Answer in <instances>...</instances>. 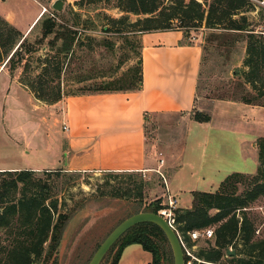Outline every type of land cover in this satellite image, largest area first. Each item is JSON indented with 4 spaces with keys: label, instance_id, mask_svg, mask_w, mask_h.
Instances as JSON below:
<instances>
[{
    "label": "rangeland",
    "instance_id": "rangeland-1",
    "mask_svg": "<svg viewBox=\"0 0 264 264\" xmlns=\"http://www.w3.org/2000/svg\"><path fill=\"white\" fill-rule=\"evenodd\" d=\"M56 1L0 0V16L25 34L29 33L43 12L55 13L69 25L79 23L78 32L85 34V40L75 47L74 54L62 74V90L65 94L96 92L98 88L103 87L101 85L112 82L113 87H121L122 84L117 81L133 73L140 51L141 33H133L135 27L131 25L140 16L121 12L116 6L117 0L93 2L63 0L64 6L61 11L53 9ZM252 1L256 5L255 10L247 15L252 23L251 27L261 33L264 32V22L258 17L260 9L258 7H264V0ZM167 3L168 0L165 1V4ZM122 16L130 18L123 23L111 20ZM105 23H109L108 26H105ZM182 25H185L184 31L185 29L190 31L187 41L198 42L203 48L210 31L205 26L184 24L180 23V19L175 20V27ZM105 27H108L107 31L104 30ZM39 33L38 28L32 34V38ZM48 41L47 39L43 43L42 49L36 52L33 58H43L48 53ZM231 41H234V37H231ZM247 43L244 37L239 38L237 44L230 42L226 43V46L222 44L220 38L209 43L208 62L204 66L201 86L197 93V107L192 110L191 115L154 116L148 132L149 142L155 151L156 163L154 171L142 173L148 181L142 202L110 197L95 198L92 194L97 184L103 181L105 172H75L64 168H49L48 162L52 161L53 152L47 151L43 146L33 153H24L26 144L23 143L28 135L38 143V146L45 144L40 142V136L36 137L37 131L35 132L33 122L35 117H39L40 112L34 109L28 92L19 82L23 67H18L11 73L9 66L1 65L0 171L33 170L34 179L39 177L48 179L53 187L48 203L58 198L59 210L67 213L69 218L66 223L67 226L70 225L65 231L67 239L64 246L57 254L58 264H88L99 245L120 222L138 212L152 211L157 206L166 207L170 198L176 199L171 194L182 199L176 203L177 209L189 202L193 191L214 192L222 181L234 172H243L249 176L257 174L258 153H241L236 131L212 129L209 128V124H201L192 118L195 110L212 113L215 103L220 101L243 104L241 111L234 110L233 118L236 119L242 118V110H246L248 105L261 106L246 104L241 100L243 96L254 103L264 101V97L256 100L258 91H264V80L263 83L258 81L256 84L258 88H254L245 81L243 75V72L249 71V66L244 62ZM36 66L34 62L33 68ZM38 71L35 69L34 73ZM261 73L264 75V64ZM11 81L13 84H10ZM9 87L10 93L7 92ZM234 98L235 100H232ZM221 116L219 111L218 117ZM189 117L193 119L191 122ZM243 118L249 121L250 128L256 123L263 125L260 131L264 134V123H260L263 119L259 122L256 115L247 111ZM26 119L29 120L28 124ZM167 160H171L173 164L171 168ZM177 170L179 171L175 175ZM3 178L9 179L5 175H0V180ZM170 179L171 186L179 188L172 193L168 189ZM65 182L66 184L62 185ZM20 187H23V184ZM245 188L246 185H241L240 191H244ZM247 213L255 223L256 237H263L264 196L254 201L248 207ZM6 233L0 232L2 240L5 239ZM207 245V240L202 239L196 242L193 251ZM162 246L168 260L165 264H174L169 243H163ZM140 248L145 251L141 246ZM117 249L118 247L110 250L101 264H111Z\"/></svg>",
    "mask_w": 264,
    "mask_h": 264
},
{
    "label": "trees",
    "instance_id": "trees-1",
    "mask_svg": "<svg viewBox=\"0 0 264 264\" xmlns=\"http://www.w3.org/2000/svg\"><path fill=\"white\" fill-rule=\"evenodd\" d=\"M165 1L117 0L116 6L121 12L140 16L135 23H131L135 27V34L176 28L182 30L186 38L190 37L189 29L183 30L185 25L174 26L176 19H180V23L184 24L205 26L210 31L209 38L202 48L197 93L201 86L204 66L208 62V44L217 38H220L225 46L230 42L237 44L241 37L247 39L244 62L249 66V71L243 72L245 81L254 88H258V81L263 83L264 75L261 72L264 64V32H256L251 27L252 23L247 14L255 10L256 5L252 0H168L167 4ZM258 8V17L264 22V7ZM129 18L122 16L111 20L123 23ZM108 24L105 23V26ZM38 28L40 33L32 38ZM78 28L79 23L69 25L55 13L43 12L29 33L25 34L0 16V67L9 66L11 73L18 67H23L19 82L27 87L36 99L55 104L63 97L62 74L74 54L75 47L85 40V34L79 33ZM104 30L107 31L108 27ZM231 37H234V41H231ZM47 39L48 53L43 58H33ZM139 45L140 51L133 73L117 81L122 86L113 87L114 82L105 83L97 91L135 90L141 87V42ZM34 62L37 66L33 68ZM35 69L39 71L34 73ZM263 97L264 91H258L256 100ZM241 100L246 104L264 106V101L254 103L243 96ZM192 118L198 122H209L212 117L210 113L195 110ZM257 148L256 175L234 172L228 175L214 192L193 191L191 207L175 209L176 231L189 247L196 245L188 234L190 231L214 228V237L207 240L208 245L194 251L200 261L194 260L193 264H264V236L256 237L255 223L247 213L248 207L260 196H264V136L257 139ZM34 172L0 171V175L9 177L0 180V232H7L5 239L0 238V264H58L57 257L54 256L59 251L69 217L67 213L59 210L58 198L48 203L53 187L48 179H34ZM21 184L23 187H20ZM65 184L66 182L62 185ZM243 184L246 188L241 192L240 187ZM147 186L148 181L140 172L108 171L105 172L103 181L97 184L92 196L142 202ZM161 208L162 206H157L152 211L159 213ZM163 243H168V240L157 225H135L112 247L118 249L111 264H119L124 249L132 244H140L144 250L152 253L151 264L168 263ZM228 248L234 249L236 254L228 256ZM189 261L190 258L185 255V264H189Z\"/></svg>",
    "mask_w": 264,
    "mask_h": 264
},
{
    "label": "crops",
    "instance_id": "crops-1",
    "mask_svg": "<svg viewBox=\"0 0 264 264\" xmlns=\"http://www.w3.org/2000/svg\"><path fill=\"white\" fill-rule=\"evenodd\" d=\"M140 39L142 85L139 89L80 94L63 92L59 102L47 104L33 97L31 91L21 85L28 92L34 109L40 112L33 122L36 137L40 136V142L45 143L38 146L26 128L28 138L23 143L26 144L24 153L47 148L53 152V159L48 162L52 169L64 168L75 172L154 171L155 151L149 142L148 127L155 115L190 116L197 107L202 46L198 42L189 43L184 32L176 28L145 32ZM10 91L9 87L7 92ZM242 105L231 101L215 103L210 113L211 120L199 123L209 124L212 129L236 131L241 153H258L256 140L264 136L260 131L263 125L256 123L250 128L249 121L243 116L247 111L256 115L259 122L263 119L260 123H264V106L248 105L246 110H242V118H233L234 110L241 111ZM219 111L221 117H218ZM192 120L190 118V122ZM25 121L28 124L29 120ZM168 166H173L171 160ZM171 179L168 189L172 193L179 188L171 186ZM171 195L181 202L180 197ZM191 205L192 198L183 207ZM140 246H127L119 264H151L152 253L142 251Z\"/></svg>",
    "mask_w": 264,
    "mask_h": 264
},
{
    "label": "water",
    "instance_id": "water-1",
    "mask_svg": "<svg viewBox=\"0 0 264 264\" xmlns=\"http://www.w3.org/2000/svg\"><path fill=\"white\" fill-rule=\"evenodd\" d=\"M64 2L63 0H57L53 4V9L61 11L63 9ZM140 223H153L157 225L164 233L165 237L168 240V243L171 247L174 264H185V252L182 245L181 239L177 231L172 228L168 221L159 213L153 211H143L130 215L122 222H120L104 239V241L99 245L94 255L90 259L88 264H101L107 254L110 252L112 247L117 243V241L132 227ZM70 225H66L59 250L64 246V242L67 239V233L65 232ZM59 252V251H58ZM58 254V253H57ZM57 254L54 256L57 257ZM236 254V251L232 248L227 249V255L233 256Z\"/></svg>",
    "mask_w": 264,
    "mask_h": 264
},
{
    "label": "built area",
    "instance_id": "built-area-1",
    "mask_svg": "<svg viewBox=\"0 0 264 264\" xmlns=\"http://www.w3.org/2000/svg\"><path fill=\"white\" fill-rule=\"evenodd\" d=\"M66 128V127H64ZM176 199H169V203L166 207H162L159 210V214H161L169 223V225L176 230L177 221H176V215H175V209H176ZM178 233V232H177ZM190 235V238L192 242L196 243L202 239L204 240H210L214 237V228L213 227H207L203 229H195L188 233ZM179 235V233H178ZM182 245L184 247L185 255H187L190 258L189 264H193L194 260L200 261L196 255L194 254L193 247H189L187 242L183 240V238L179 235Z\"/></svg>",
    "mask_w": 264,
    "mask_h": 264
}]
</instances>
